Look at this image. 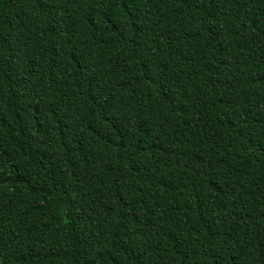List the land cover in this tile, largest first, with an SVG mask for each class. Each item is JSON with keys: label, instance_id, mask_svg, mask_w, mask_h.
Listing matches in <instances>:
<instances>
[{"label": "trees", "instance_id": "1", "mask_svg": "<svg viewBox=\"0 0 264 264\" xmlns=\"http://www.w3.org/2000/svg\"><path fill=\"white\" fill-rule=\"evenodd\" d=\"M0 264H264V0H0Z\"/></svg>", "mask_w": 264, "mask_h": 264}]
</instances>
